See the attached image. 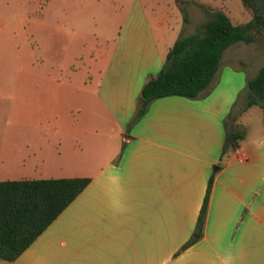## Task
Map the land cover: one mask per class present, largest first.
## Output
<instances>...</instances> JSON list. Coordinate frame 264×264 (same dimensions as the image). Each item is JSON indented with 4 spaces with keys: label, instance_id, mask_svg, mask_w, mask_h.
<instances>
[{
    "label": "crops",
    "instance_id": "0c3cea01",
    "mask_svg": "<svg viewBox=\"0 0 264 264\" xmlns=\"http://www.w3.org/2000/svg\"><path fill=\"white\" fill-rule=\"evenodd\" d=\"M180 1L173 7L183 36L206 19V7L227 15L225 7ZM47 13L41 7L30 26L40 29L43 47ZM171 14L150 0H127L115 35L102 37L106 45L92 57V85L75 83L73 73L53 85L51 102L49 73L20 70L5 110L0 89V181L89 178L15 259L0 264H264L262 112L243 108L245 80L264 64V40L227 46L196 97L154 99L132 120L142 84L178 37ZM227 129L241 136L221 158Z\"/></svg>",
    "mask_w": 264,
    "mask_h": 264
},
{
    "label": "trees",
    "instance_id": "16d2710c",
    "mask_svg": "<svg viewBox=\"0 0 264 264\" xmlns=\"http://www.w3.org/2000/svg\"><path fill=\"white\" fill-rule=\"evenodd\" d=\"M251 17L232 24L221 10L205 8L206 19L193 33L178 36L167 50L160 69L141 86L132 120L141 117L149 103L166 96L196 97L206 89L217 70L221 52L236 43L264 40V21L254 0H240ZM182 21H186L181 9ZM243 108L261 109L264 128V64L245 80ZM226 118H229L227 115ZM226 126V120L223 122ZM241 133L225 130L221 158L231 152ZM86 177H59L0 181V259H15L63 208L86 186ZM209 183L205 189L196 232L202 223Z\"/></svg>",
    "mask_w": 264,
    "mask_h": 264
},
{
    "label": "rangeland",
    "instance_id": "374dc122",
    "mask_svg": "<svg viewBox=\"0 0 264 264\" xmlns=\"http://www.w3.org/2000/svg\"><path fill=\"white\" fill-rule=\"evenodd\" d=\"M126 1L0 0V89L4 91L1 98L3 109L9 107L14 76L25 69L49 73L51 102L57 93L53 85L67 80L73 73L75 83L82 82L86 86L94 84L95 76L89 74L90 62L93 55L106 45L102 37L115 35L118 29L116 18ZM174 1L150 0L158 8H172L171 26L177 36H182L184 30L180 13L173 7ZM198 1L208 2L217 8L225 7L231 23H243L249 17L250 10L240 0ZM43 6L48 8L43 21L49 24V41L44 42V47L40 29L36 31L35 28L30 32L32 20H35L33 15ZM146 9L149 10L147 6ZM167 40L160 38V44ZM254 116L251 112L250 118Z\"/></svg>",
    "mask_w": 264,
    "mask_h": 264
},
{
    "label": "water",
    "instance_id": "95a60500",
    "mask_svg": "<svg viewBox=\"0 0 264 264\" xmlns=\"http://www.w3.org/2000/svg\"><path fill=\"white\" fill-rule=\"evenodd\" d=\"M264 21V0H254Z\"/></svg>",
    "mask_w": 264,
    "mask_h": 264
}]
</instances>
